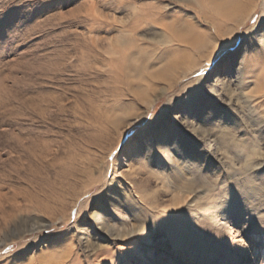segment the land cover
<instances>
[{
	"label": "rangeland",
	"instance_id": "obj_1",
	"mask_svg": "<svg viewBox=\"0 0 264 264\" xmlns=\"http://www.w3.org/2000/svg\"><path fill=\"white\" fill-rule=\"evenodd\" d=\"M262 17L264 0H0V264L264 251ZM206 77L211 98L177 102Z\"/></svg>",
	"mask_w": 264,
	"mask_h": 264
},
{
	"label": "snow or ice",
	"instance_id": "obj_2",
	"mask_svg": "<svg viewBox=\"0 0 264 264\" xmlns=\"http://www.w3.org/2000/svg\"><path fill=\"white\" fill-rule=\"evenodd\" d=\"M21 7H27V5H21ZM261 22L264 23V17L261 18ZM255 30L256 29L254 28L253 29V33L255 32ZM236 39L237 40L244 41V40L249 39V36H247V35H241V36L236 37ZM233 43H235L234 40L233 41H225V42L221 43L220 44V50L215 53V57L217 59L220 58L222 55L224 57H227L228 52L226 50ZM211 84H212V80L210 79V77H206L204 80H202L197 85V87L195 89H191L188 93H185L184 95H182L177 102L179 103L181 101H184L186 99V97L190 96L193 92H197V91H201V90L203 91L204 95H206L209 98H211L214 95L213 92L211 91V88L209 87ZM185 118H187L189 121L195 119V117H192V116L188 115L186 112H184L182 110L179 111V118L171 117L172 122L175 125H177V127H180L181 128V131H186V129H187V125H182L181 124V121L183 119H185ZM198 122L199 123H206V121H204V120H200ZM207 123H210V121H208ZM161 146L162 147H169V148H171L170 143L168 145L162 144ZM171 151L175 153L176 152V149L175 148H172ZM177 155H178V153H177ZM260 174L261 173H256V176H259ZM225 179H232L233 181H235V183H233L231 185V187H233V188H237V183H239L241 185V187H243V183H244L243 175H238V176L231 177V178H227L226 177ZM237 193L239 195H241V197L243 198V194L241 193V191H240L239 188H237ZM104 195H106V192L104 190H101V192L98 193L94 197L93 203L95 204L96 202H101L103 200ZM85 215H87V212L85 213ZM236 227H242V226L233 225V228L234 229ZM246 231H247V229L244 228L241 231L240 235L237 237L238 243L240 245V249H241V251H244V252H248L249 250H252L253 249V242L246 235H244V232H246ZM249 264H264V251L257 252L255 254V258L249 260Z\"/></svg>",
	"mask_w": 264,
	"mask_h": 264
}]
</instances>
